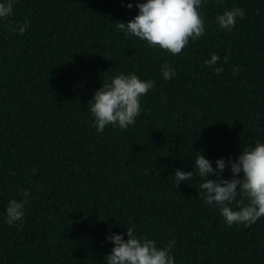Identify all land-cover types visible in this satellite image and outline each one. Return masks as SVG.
Wrapping results in <instances>:
<instances>
[{
    "label": "trees",
    "instance_id": "16d2710c",
    "mask_svg": "<svg viewBox=\"0 0 264 264\" xmlns=\"http://www.w3.org/2000/svg\"><path fill=\"white\" fill-rule=\"evenodd\" d=\"M128 2L15 0L0 22V264H105L106 233L126 238L128 223L158 243L175 237V264H264V215L227 225L198 198V176L176 186L171 175L194 171L196 150L215 166L264 139V0H205L204 33L175 55L115 28L135 15ZM233 5L244 16L220 29L216 14ZM25 20L23 33L6 28ZM212 52L220 72L204 64ZM119 71L156 83L134 124L98 133L87 101ZM18 188L30 189L23 222L8 225Z\"/></svg>",
    "mask_w": 264,
    "mask_h": 264
},
{
    "label": "clouds",
    "instance_id": "9594fccd",
    "mask_svg": "<svg viewBox=\"0 0 264 264\" xmlns=\"http://www.w3.org/2000/svg\"><path fill=\"white\" fill-rule=\"evenodd\" d=\"M204 2L205 0H135V15L127 22L118 20L115 28L125 36L133 35L144 41L150 48L163 49L175 55L188 44L189 39L195 41L204 33L205 19L201 7ZM14 3L15 0H0V22L8 21ZM124 6L132 8L133 3L129 0ZM244 14L243 8L233 5L218 12L215 22L220 29L230 31L237 18ZM27 25V20L23 23L8 22L6 28L10 32L23 33ZM218 59L219 55L212 52L204 60V64L213 66V71L220 72L223 69L216 65ZM236 67H233L232 74H235ZM160 74L167 80L176 75V69L165 60L160 65ZM155 83L153 78H142L135 71H119L104 80L86 104L96 131L102 132L106 124L121 129L134 124L141 110L140 97ZM194 153V171L177 167L171 174L176 186L193 175L198 176V198L205 204L218 208L227 225L251 224L264 215V139L243 144L234 159L231 154L227 160L223 156L217 157L215 166L202 151L196 150ZM226 164L231 172L228 177L221 174ZM30 171L35 172L36 169L32 168ZM17 192L22 193L21 198L18 200L10 197L3 209V220L8 225L23 222L30 189L18 188ZM124 227L126 238L125 232L106 233L105 239L112 242V247L105 254V264H175V237L158 243L149 235L138 234L134 224H124Z\"/></svg>",
    "mask_w": 264,
    "mask_h": 264
}]
</instances>
